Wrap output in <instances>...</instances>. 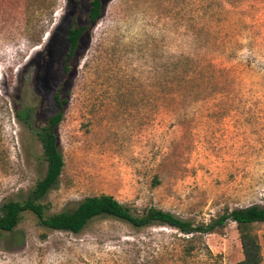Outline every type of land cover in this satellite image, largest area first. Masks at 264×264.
<instances>
[{
	"label": "rangeland",
	"instance_id": "obj_1",
	"mask_svg": "<svg viewBox=\"0 0 264 264\" xmlns=\"http://www.w3.org/2000/svg\"><path fill=\"white\" fill-rule=\"evenodd\" d=\"M92 0H0V205L45 175L34 128L68 104L65 165L47 214L112 194L136 214L161 208L209 222L264 206V0H104L65 73L70 26ZM31 109L33 129L16 108ZM264 264V223H254ZM96 217L80 233L26 211L0 235V264H230L237 224L207 234ZM186 245H193L187 254ZM187 254V255H186Z\"/></svg>",
	"mask_w": 264,
	"mask_h": 264
},
{
	"label": "trees",
	"instance_id": "obj_2",
	"mask_svg": "<svg viewBox=\"0 0 264 264\" xmlns=\"http://www.w3.org/2000/svg\"><path fill=\"white\" fill-rule=\"evenodd\" d=\"M104 13V0H92L88 21L84 24H74L69 27L67 39L69 50L64 57L65 73L68 75L76 57L81 40ZM63 86H59L54 95L58 111L51 115L47 123L34 128L31 122V109L25 105L16 108L20 121L33 129L34 135L40 142L43 157L46 162L45 175L40 178L35 187L24 200L9 199L0 205V235L3 232H13L22 220L26 211L38 217L39 224L53 230H62L80 233L91 220L96 217H113L126 221L134 227L140 228L155 224L168 225L185 234H207L227 225L229 221L237 224L240 232L243 257L230 264H261L262 251L258 236L253 232L254 223H264V206L252 204L247 207L226 210L209 222L195 224L173 212L149 207L144 213L136 214L129 205L120 202L112 194L101 193L85 197L72 210H62L47 214V204L44 203L50 190L58 183L62 174L65 160L59 143L58 127L63 119L68 104V96H63ZM192 236V237H193ZM193 245H186L187 254H190ZM186 254V255H187Z\"/></svg>",
	"mask_w": 264,
	"mask_h": 264
}]
</instances>
